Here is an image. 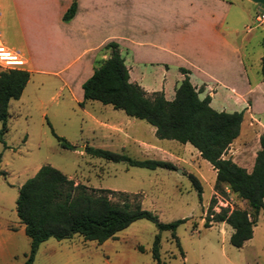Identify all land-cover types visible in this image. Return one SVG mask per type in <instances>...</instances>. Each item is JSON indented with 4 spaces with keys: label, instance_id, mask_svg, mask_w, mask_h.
Here are the masks:
<instances>
[{
    "label": "rangeland",
    "instance_id": "1",
    "mask_svg": "<svg viewBox=\"0 0 264 264\" xmlns=\"http://www.w3.org/2000/svg\"><path fill=\"white\" fill-rule=\"evenodd\" d=\"M228 1L227 19L233 35L243 39V52L248 56V63H252L264 39V18L255 19L260 10L252 0ZM6 67L0 61V68ZM254 69L258 67L248 66L250 77ZM29 82L24 95L35 89L33 81ZM46 86H40L37 92L43 97L42 104L28 102L27 106L15 111L16 101H11L6 130L0 139V216L15 228L13 243L0 254V264H22L28 251L29 238L20 229L22 223L15 212V197L19 184L42 163L58 168L74 182L86 185L87 190L105 193L112 202L138 201L141 207L155 212L160 220L186 216L174 229L176 240L168 229L160 231L161 264H264V215H258L251 236L240 246L229 243V225L223 229L215 221L203 224L209 197L214 192V171L191 144L158 138L150 131L149 123L139 118H132V122L121 119V131L112 133L110 138H102L95 122L86 116L80 117L63 102L57 104L55 101H61L60 97L48 98L51 89ZM92 102L101 104L96 100ZM116 110L125 116L121 109ZM51 129L72 147L61 146ZM137 138L153 144L145 148L137 143ZM85 143L136 158L168 159L174 167L148 168L124 160L104 159L77 147ZM188 172L200 183V198ZM215 195L214 209L225 204L246 206L234 193L227 192L226 197ZM155 232L152 221L136 218L101 242L83 239L76 233L59 239L49 236L38 243L31 264H156L150 254Z\"/></svg>",
    "mask_w": 264,
    "mask_h": 264
},
{
    "label": "crops",
    "instance_id": "2",
    "mask_svg": "<svg viewBox=\"0 0 264 264\" xmlns=\"http://www.w3.org/2000/svg\"><path fill=\"white\" fill-rule=\"evenodd\" d=\"M69 3L70 0H0V41L22 57L23 63L15 66L28 70L20 95L7 102V115L13 100L15 111L28 102L42 104L43 97L37 92L40 86L47 85L51 89L48 98L60 97L57 104L63 102L80 117L95 122L102 138L121 131V119L132 122L136 117L125 113L121 116L116 110L120 108L110 103L95 104L92 101L99 100L83 99L80 85L91 73L94 58L108 55L109 48L103 44L113 40L127 67L128 79L138 83L146 95L161 90L165 98H172L175 84L184 75L179 67H183L191 84L198 88V95H209L211 107L241 109L238 134L223 155L250 170L259 148L258 135L264 130V79L260 74L264 39L252 63H248L243 52L245 43L233 35L227 19L230 1L76 0L73 15L64 21L61 14ZM251 64L258 67L252 77L248 75ZM29 81L35 82H31L35 89L24 95ZM149 125L154 132V126ZM135 140L145 148L153 144ZM259 214L261 211L257 217ZM215 222L223 229L228 225ZM20 229L24 233L23 224ZM14 233L13 225L0 216V254L9 249Z\"/></svg>",
    "mask_w": 264,
    "mask_h": 264
},
{
    "label": "trees",
    "instance_id": "3",
    "mask_svg": "<svg viewBox=\"0 0 264 264\" xmlns=\"http://www.w3.org/2000/svg\"><path fill=\"white\" fill-rule=\"evenodd\" d=\"M75 8L76 0H70L61 19L68 20ZM103 47L109 48L108 55L94 58L91 73L80 83L82 98L110 103L125 114L152 124L156 137L173 138L195 147L215 170L212 184L214 192L209 197L203 224L226 222L231 227L229 243L240 246L251 236L252 225L259 211L264 215V130L258 135L259 148L255 151L253 164L250 170H246L229 156L223 155L229 142L238 134L241 109L225 111L211 107L209 95H198V88L191 84L187 69L183 67H179L184 75L175 84L172 98H165L161 90L146 95L138 83L128 79L127 67L118 52L117 43L109 40ZM260 74L264 79V52L260 56ZM27 78L28 70L25 68H0V139L6 130L7 102L20 95ZM51 131L61 146L72 147L65 138ZM83 150L104 159L124 160L128 164L148 168L174 167L168 159L136 158L124 152L89 144H84ZM187 176L200 198L198 179L190 172ZM227 192L243 199L246 206L219 205L214 209L215 194L226 197ZM15 212L29 238V248L22 264H31L38 243L49 236L59 239L76 233L83 239L101 242L136 218H145L154 223L156 232L150 245V254L156 264H161L158 250L160 231L168 229L176 240L174 229L186 219L184 216L164 221L152 210L141 207L138 201L131 203L122 199L112 202L105 193L87 190L86 185L74 182L48 163L40 164L19 184Z\"/></svg>",
    "mask_w": 264,
    "mask_h": 264
},
{
    "label": "built area",
    "instance_id": "4",
    "mask_svg": "<svg viewBox=\"0 0 264 264\" xmlns=\"http://www.w3.org/2000/svg\"><path fill=\"white\" fill-rule=\"evenodd\" d=\"M264 18V13L263 11H260L259 13H257L255 15V19L260 21ZM3 56H8L9 58L3 57ZM19 61V62H9V61ZM0 61L3 62L4 65H7L8 67H12V65H16V64H22L23 63V59L20 56V54L14 50V49H10L8 47H6L5 45H3L0 41Z\"/></svg>",
    "mask_w": 264,
    "mask_h": 264
},
{
    "label": "water",
    "instance_id": "5",
    "mask_svg": "<svg viewBox=\"0 0 264 264\" xmlns=\"http://www.w3.org/2000/svg\"><path fill=\"white\" fill-rule=\"evenodd\" d=\"M253 2H255L257 4V9L260 11L264 10V0H252ZM79 148H83L82 145L77 146Z\"/></svg>",
    "mask_w": 264,
    "mask_h": 264
},
{
    "label": "bare ground",
    "instance_id": "6",
    "mask_svg": "<svg viewBox=\"0 0 264 264\" xmlns=\"http://www.w3.org/2000/svg\"><path fill=\"white\" fill-rule=\"evenodd\" d=\"M3 57L9 58L8 56H3ZM9 62H19V61L12 60V61H9Z\"/></svg>",
    "mask_w": 264,
    "mask_h": 264
}]
</instances>
